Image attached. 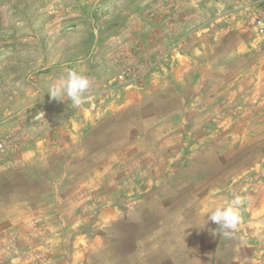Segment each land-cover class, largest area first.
Here are the masks:
<instances>
[{"label": "rangeland", "instance_id": "374dc122", "mask_svg": "<svg viewBox=\"0 0 264 264\" xmlns=\"http://www.w3.org/2000/svg\"><path fill=\"white\" fill-rule=\"evenodd\" d=\"M258 2L0 0V264H264Z\"/></svg>", "mask_w": 264, "mask_h": 264}, {"label": "clouds", "instance_id": "9594fccd", "mask_svg": "<svg viewBox=\"0 0 264 264\" xmlns=\"http://www.w3.org/2000/svg\"><path fill=\"white\" fill-rule=\"evenodd\" d=\"M92 81L81 71L68 69L65 74L57 78L51 86L49 94L53 99L63 101L65 97L75 106L81 105L87 99V93ZM247 202V197L234 195L231 199L208 207L205 214L207 219L218 225L219 235L224 239H231L239 230L242 223L241 210Z\"/></svg>", "mask_w": 264, "mask_h": 264}, {"label": "built area", "instance_id": "2783aa9c", "mask_svg": "<svg viewBox=\"0 0 264 264\" xmlns=\"http://www.w3.org/2000/svg\"><path fill=\"white\" fill-rule=\"evenodd\" d=\"M252 24L259 35L264 34V0H259Z\"/></svg>", "mask_w": 264, "mask_h": 264}]
</instances>
